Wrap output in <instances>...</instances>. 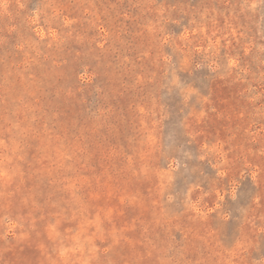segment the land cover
Listing matches in <instances>:
<instances>
[{
	"label": "rangeland",
	"instance_id": "rangeland-1",
	"mask_svg": "<svg viewBox=\"0 0 264 264\" xmlns=\"http://www.w3.org/2000/svg\"><path fill=\"white\" fill-rule=\"evenodd\" d=\"M0 264H264V0H0Z\"/></svg>",
	"mask_w": 264,
	"mask_h": 264
}]
</instances>
